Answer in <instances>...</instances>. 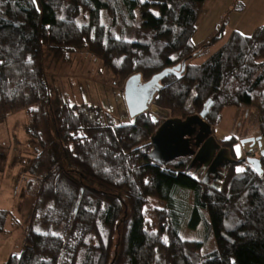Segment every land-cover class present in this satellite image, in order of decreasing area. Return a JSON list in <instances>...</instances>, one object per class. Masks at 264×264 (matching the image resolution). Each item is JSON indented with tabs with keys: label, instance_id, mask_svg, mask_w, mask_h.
<instances>
[{
	"label": "trees",
	"instance_id": "16d2710c",
	"mask_svg": "<svg viewBox=\"0 0 264 264\" xmlns=\"http://www.w3.org/2000/svg\"><path fill=\"white\" fill-rule=\"evenodd\" d=\"M205 1L0 0V121L26 112V132L38 151L26 185L35 200L24 249L7 264H264L261 152L253 158L260 167L240 172L238 162L221 190L203 185L187 172L190 159L164 166L150 157L161 119L146 112L118 123L99 106L53 98L48 81V57L61 61L84 49L125 81L140 74L148 82L195 59L227 24L193 44ZM161 84L153 105L173 118L209 108L205 120L215 127L228 108L255 109L253 137L264 145V25L250 36L232 33L205 62L190 60L181 76ZM242 141L220 142L233 156ZM189 194L190 226L205 215L214 236L207 255L201 242L180 234L185 213L177 199L185 204Z\"/></svg>",
	"mask_w": 264,
	"mask_h": 264
},
{
	"label": "rangeland",
	"instance_id": "374dc122",
	"mask_svg": "<svg viewBox=\"0 0 264 264\" xmlns=\"http://www.w3.org/2000/svg\"><path fill=\"white\" fill-rule=\"evenodd\" d=\"M223 1L225 0H206L203 5L196 24L197 31L193 38L195 46L213 38L217 34L219 27L225 21L228 23L222 31L223 37L220 40H217L212 46L202 51L200 56L199 52L197 54L199 57L195 55L197 56L195 59L191 58L194 64L200 65L205 62L226 44V39L230 36L231 28L229 23L231 15L228 11H224L223 5H220ZM102 21L106 25L108 17L103 16ZM131 35L132 31H129V39ZM46 68L49 84L53 88V98L58 95L61 100L69 101L72 104L96 105L101 107L118 123L131 122L132 119L124 96L126 81L122 75H115L111 72L100 59L90 55L87 49L69 54L67 58L61 61L48 57ZM168 112L170 113V111ZM170 117L173 118L171 113ZM159 119L164 122V119ZM27 123V115L24 111L11 117L10 128L16 140L12 157L7 158L3 164V168L7 167L4 178L13 185L8 193L10 214L13 217L10 224L12 228L8 232L11 235L13 234L11 238L13 247L11 253L7 254V259L11 254L20 255L24 249L26 228L31 218L35 200L34 197L27 194L26 185L30 179V169L38 151L37 146L33 144V139L26 132ZM212 129V135L221 145V148H226L222 146L221 140H227L231 137L243 140L233 145V156L237 162H241L247 158L246 153L252 148L250 144L245 145L243 142L252 140L254 139L253 136L258 135V116L253 108H228L223 112L221 123ZM191 147L193 148L192 143ZM254 148L261 152L258 144ZM262 149H264V145ZM1 168L2 165H0V170ZM192 197V194L187 195L184 200L185 204L179 201L180 198L177 199L180 202L178 204L179 207L183 208V213H185L180 234L185 240L201 242V252L203 255H207L215 249L214 236L209 231V226L207 225L209 220L205 215L195 228L190 226L189 213L194 206ZM152 205L159 206V203L153 202ZM7 237L8 234H0V241L5 243ZM9 243L10 241L6 243V247Z\"/></svg>",
	"mask_w": 264,
	"mask_h": 264
},
{
	"label": "water",
	"instance_id": "95a60500",
	"mask_svg": "<svg viewBox=\"0 0 264 264\" xmlns=\"http://www.w3.org/2000/svg\"><path fill=\"white\" fill-rule=\"evenodd\" d=\"M190 58L185 59L174 68H167L154 75L148 82L142 81L140 74L134 75L126 81L124 88L125 101L131 119L150 112L154 117L164 119L151 139L153 150L150 157L160 165L167 166L178 159H192L187 172L193 170V174L199 173L201 184L208 185L210 180L212 187L221 190V184L231 167L237 165L228 148H221L216 138L212 135V126L206 122L209 108L199 115H193L186 119L171 118L167 110L153 105L155 95L162 88L161 82L170 75L181 76ZM194 139L193 148L191 140ZM243 144L259 145L261 155L262 137L244 141ZM252 165L260 167L259 159H251Z\"/></svg>",
	"mask_w": 264,
	"mask_h": 264
},
{
	"label": "crops",
	"instance_id": "0c3cea01",
	"mask_svg": "<svg viewBox=\"0 0 264 264\" xmlns=\"http://www.w3.org/2000/svg\"><path fill=\"white\" fill-rule=\"evenodd\" d=\"M220 5H223L225 9L224 11H228L231 15L229 23L231 28L230 36L234 32L250 36L257 28L264 25V0H225ZM230 36L228 38H230ZM227 39L226 41L229 40ZM11 117L0 121V165H2L0 170V214L2 212L5 213V216L3 217V228L0 231V234H8L5 243L0 241V264H7L9 258L7 259L6 257L11 253L13 247V241L11 240L13 234L11 235L10 232H8V230L12 228V225L10 226V224L13 219L12 214H10L8 193L13 185L10 181H6V178H4L7 167L3 168L4 161L7 158L12 157L14 142L16 140L14 138V133H12L10 128ZM1 218L2 217L0 216V222L2 220ZM8 241H10V243L7 244L6 247ZM9 249L10 251H8Z\"/></svg>",
	"mask_w": 264,
	"mask_h": 264
},
{
	"label": "built area",
	"instance_id": "2783aa9c",
	"mask_svg": "<svg viewBox=\"0 0 264 264\" xmlns=\"http://www.w3.org/2000/svg\"><path fill=\"white\" fill-rule=\"evenodd\" d=\"M247 158L243 161L242 165L240 166V172H245L248 168L252 167V163L250 162L251 159L255 158L258 155V150L252 147L250 151L246 153Z\"/></svg>",
	"mask_w": 264,
	"mask_h": 264
},
{
	"label": "flooded vegetation",
	"instance_id": "af4514ba",
	"mask_svg": "<svg viewBox=\"0 0 264 264\" xmlns=\"http://www.w3.org/2000/svg\"><path fill=\"white\" fill-rule=\"evenodd\" d=\"M194 142H195V141H194V139L192 138L191 143L194 144ZM191 161H192V159H190V162H191ZM201 170H202V168H201V169L199 170V172L197 173L198 176H199V173H200ZM209 183H211V180H210Z\"/></svg>",
	"mask_w": 264,
	"mask_h": 264
},
{
	"label": "snow or ice",
	"instance_id": "6c2138e0",
	"mask_svg": "<svg viewBox=\"0 0 264 264\" xmlns=\"http://www.w3.org/2000/svg\"><path fill=\"white\" fill-rule=\"evenodd\" d=\"M238 171H240V170L238 169Z\"/></svg>",
	"mask_w": 264,
	"mask_h": 264
}]
</instances>
